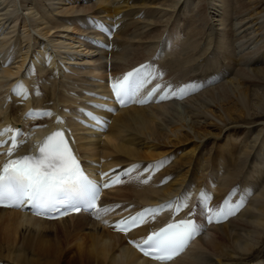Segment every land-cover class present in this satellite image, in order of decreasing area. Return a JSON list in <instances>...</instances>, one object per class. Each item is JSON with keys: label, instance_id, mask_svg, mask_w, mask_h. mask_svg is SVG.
I'll use <instances>...</instances> for the list:
<instances>
[{"label": "bare ground", "instance_id": "obj_1", "mask_svg": "<svg viewBox=\"0 0 264 264\" xmlns=\"http://www.w3.org/2000/svg\"><path fill=\"white\" fill-rule=\"evenodd\" d=\"M5 1L0 2V50L7 53L0 55V87L8 82L17 89L22 77L29 87L45 89L40 103L70 104L68 92L96 84L92 75L103 77L98 66L104 52L82 42L83 34L92 33L82 22L86 15H109L122 23L113 71L149 58L158 47V59L175 80L191 81L224 67L221 82L181 103L122 109L106 138L78 135L79 147L88 156H104L107 165L162 160L149 180L141 176L125 182L107 194L108 201L192 198L200 187L208 197L212 192L226 196L242 185L245 207L238 216L211 228L187 255L169 264L254 261L264 241V136L252 140L249 135L264 121L262 0ZM12 95L19 98L17 91ZM2 96L0 121L17 118L22 107L15 102L4 107ZM211 141L214 147L205 153ZM71 223L82 233L76 238ZM0 259L7 264H156L89 217L48 222L1 208ZM259 260L256 264H264Z\"/></svg>", "mask_w": 264, "mask_h": 264}, {"label": "snow or ice", "instance_id": "obj_2", "mask_svg": "<svg viewBox=\"0 0 264 264\" xmlns=\"http://www.w3.org/2000/svg\"><path fill=\"white\" fill-rule=\"evenodd\" d=\"M152 78L150 66L145 65L115 80L111 88L117 102L124 104L128 100L134 99L145 83L151 82ZM22 87L21 84L14 91ZM158 87L153 92L158 90ZM180 91L183 94V90ZM49 115L51 113L36 111L26 114L28 117ZM86 115L92 120H97L91 112ZM57 123H62V121L57 119ZM8 133H12L8 137V140H11V147L7 152L9 159L0 165V206L30 205L38 215L59 211L61 207L65 206H71L76 211H79L81 207L88 209L96 207L99 187L84 174L78 160L68 147L62 131L58 130L50 134L38 146L37 154H25L16 158L11 157L23 143L17 140V136L21 133L18 129L14 130L10 126L0 129V136H8ZM8 140H0V147ZM109 186V183L104 184V187ZM148 212L150 210L146 209L136 216L119 222L116 225L117 230L128 231L133 227L140 226L146 222L145 215ZM230 214L233 212L227 203L218 210L208 209L209 221L216 216L226 217ZM196 232L197 228L193 222L184 220L177 224H169L167 228L150 234L136 246L145 251V255L155 253L156 255L153 257L155 259L170 260L184 248Z\"/></svg>", "mask_w": 264, "mask_h": 264}, {"label": "rangeland", "instance_id": "obj_3", "mask_svg": "<svg viewBox=\"0 0 264 264\" xmlns=\"http://www.w3.org/2000/svg\"><path fill=\"white\" fill-rule=\"evenodd\" d=\"M5 1V0H4ZM7 1H9V0H7ZM233 1V0H232ZM0 2H3V0H0ZM6 2V1H5ZM259 7H258V11L259 10H263L264 9V0H262L260 3H259V5H258ZM261 44H264V38H263V42L261 43ZM252 130V131H251ZM251 130H250V133H249V135H250V137H251V139L252 140H254V139H257L258 137H262V136H264V121H262V122H259V123H257V125H254V126H252V128H251ZM247 131H245L244 132V134L246 133ZM247 134V133H246ZM211 145H212V147H211ZM186 147H188V148H190V146L189 145H187ZM185 147V145H184V147L183 148H186ZM211 147V149H213V147H214V143L211 141L210 142V144L206 147V151H205V153H209L210 151H211V149H209L208 150V148H210ZM263 164V163H262ZM260 165H261V163H260ZM184 171V170H183ZM189 176V175H188ZM191 176V175H190ZM193 177V176H192ZM70 229H71V236L72 237H77L78 235H80V231L79 230H74L73 229V227H72V223L70 224ZM72 230H73V232H72ZM80 232V233H79ZM74 233V234H73ZM79 233V234H78ZM75 234H77V235H75ZM82 234V233H81ZM243 235H245L246 237L249 235V232H243L242 233ZM74 235V236H73ZM263 251V254L262 255H260V252H262ZM241 253V252H240ZM263 256V257H262ZM234 257L235 258H237V257H239V255H234ZM260 257V260L259 261H262V263L264 262V241H261V243H259V245L257 246V248H256V250L254 251V261H251L250 263H246V264H256V263H259L258 262V260L257 261H255V259H257V258H259ZM261 258H262V260H261ZM73 261H75V259L73 260ZM73 263H75V262H73ZM75 264H78L77 262L75 263Z\"/></svg>", "mask_w": 264, "mask_h": 264}]
</instances>
